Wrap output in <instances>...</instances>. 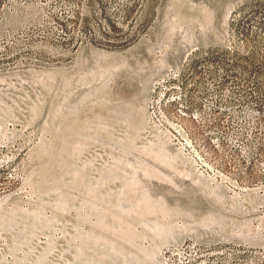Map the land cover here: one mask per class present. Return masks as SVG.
I'll use <instances>...</instances> for the list:
<instances>
[{"label":"rangeland","instance_id":"374dc122","mask_svg":"<svg viewBox=\"0 0 264 264\" xmlns=\"http://www.w3.org/2000/svg\"><path fill=\"white\" fill-rule=\"evenodd\" d=\"M181 241L264 264V0H0V264Z\"/></svg>","mask_w":264,"mask_h":264},{"label":"built area","instance_id":"2783aa9c","mask_svg":"<svg viewBox=\"0 0 264 264\" xmlns=\"http://www.w3.org/2000/svg\"><path fill=\"white\" fill-rule=\"evenodd\" d=\"M192 258H206L198 255L192 244L187 242H177L176 251H167V244L162 246L158 252V260L154 264H172L174 261H181V264H187ZM227 262H223L226 264Z\"/></svg>","mask_w":264,"mask_h":264},{"label":"bare ground","instance_id":"6f19581e","mask_svg":"<svg viewBox=\"0 0 264 264\" xmlns=\"http://www.w3.org/2000/svg\"><path fill=\"white\" fill-rule=\"evenodd\" d=\"M176 250H177V245H171L170 247L167 248V251H176ZM200 259H205V258H192L190 259V261L187 262V264H201ZM246 259H247L246 256L241 253V255L239 256V263L237 264H240V262L245 261ZM172 264H181V261H174ZM226 264H228V262Z\"/></svg>","mask_w":264,"mask_h":264}]
</instances>
